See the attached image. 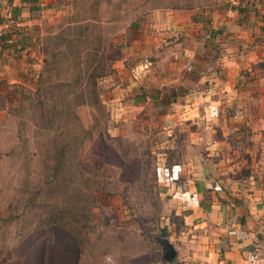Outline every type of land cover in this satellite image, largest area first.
I'll use <instances>...</instances> for the list:
<instances>
[{
	"label": "crops",
	"instance_id": "0c3cea01",
	"mask_svg": "<svg viewBox=\"0 0 264 264\" xmlns=\"http://www.w3.org/2000/svg\"><path fill=\"white\" fill-rule=\"evenodd\" d=\"M41 4L0 0V27L30 24ZM7 35L1 54L25 47ZM138 38L99 83L115 134L166 135L158 169L181 263L247 264L264 254V0H166Z\"/></svg>",
	"mask_w": 264,
	"mask_h": 264
},
{
	"label": "rangeland",
	"instance_id": "374dc122",
	"mask_svg": "<svg viewBox=\"0 0 264 264\" xmlns=\"http://www.w3.org/2000/svg\"><path fill=\"white\" fill-rule=\"evenodd\" d=\"M41 1L30 24L7 30L27 38L22 51L0 53V264H34L41 255L45 264H183L177 250L172 262L163 260L159 237L172 220L158 169L162 160L166 165V135L135 128L116 135L106 108L87 105L74 108L80 120L75 132H56L50 107L43 124L32 100L43 49L66 21L98 22L80 50L103 46L100 36L120 45L119 53L108 54L118 53V61L166 0ZM79 142L78 156L66 152L60 170L51 172L55 151H72Z\"/></svg>",
	"mask_w": 264,
	"mask_h": 264
},
{
	"label": "trees",
	"instance_id": "16d2710c",
	"mask_svg": "<svg viewBox=\"0 0 264 264\" xmlns=\"http://www.w3.org/2000/svg\"><path fill=\"white\" fill-rule=\"evenodd\" d=\"M97 4L98 2L95 3V5ZM63 25L57 34H53L48 38H53L55 42L53 44L46 43L47 46L43 49L42 70L39 74V80L35 84V93L32 97L38 108L41 122L43 124L48 123L45 113L50 107V112L52 111L53 115L50 123H54L56 132L60 133L66 127H72L73 132L77 130L80 120L74 111L76 106L87 105L98 111L105 109L100 100L99 83L113 72L112 64L116 61L120 51V45H115L108 39L101 40L100 36H98V39L104 41L103 46L99 45L90 51L87 50V53L80 50L82 43L84 44L87 41L86 35L89 36L93 29L94 31L99 29L97 27L98 22L96 24L91 22L82 23V21L78 22L77 19H74L66 21ZM7 37L8 35L5 32L0 41L7 40ZM115 49L118 50L117 54H115ZM113 52H115V56L112 58L108 54ZM59 73H63L64 77L59 78ZM59 92H63V95H54V93ZM76 100H79L80 104L76 105ZM64 117L65 125L63 126L61 122ZM68 119H71V122H68ZM81 149L82 145L79 142L72 151H65L64 147L61 150L59 149V152L55 151L57 152L56 164L52 166L51 172L56 173L60 170L61 160H63L66 152L70 154V157L71 155L76 157ZM80 162L79 160L75 164V168L77 167L78 170H80ZM167 236H169V231L164 226L160 230L159 237L166 238ZM34 264H45L43 256H38Z\"/></svg>",
	"mask_w": 264,
	"mask_h": 264
},
{
	"label": "built area",
	"instance_id": "2783aa9c",
	"mask_svg": "<svg viewBox=\"0 0 264 264\" xmlns=\"http://www.w3.org/2000/svg\"><path fill=\"white\" fill-rule=\"evenodd\" d=\"M5 34L4 28L0 27V38ZM247 264H264V254L258 251L246 252Z\"/></svg>",
	"mask_w": 264,
	"mask_h": 264
},
{
	"label": "water",
	"instance_id": "95a60500",
	"mask_svg": "<svg viewBox=\"0 0 264 264\" xmlns=\"http://www.w3.org/2000/svg\"><path fill=\"white\" fill-rule=\"evenodd\" d=\"M160 241L163 246V260L166 262H172V260L176 257V250L173 245L167 240V238H160Z\"/></svg>",
	"mask_w": 264,
	"mask_h": 264
}]
</instances>
